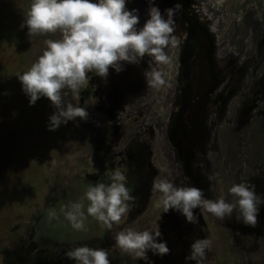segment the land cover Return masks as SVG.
<instances>
[{"label": "rangeland", "instance_id": "374dc122", "mask_svg": "<svg viewBox=\"0 0 264 264\" xmlns=\"http://www.w3.org/2000/svg\"><path fill=\"white\" fill-rule=\"evenodd\" d=\"M28 4L29 0H0V264H76L65 253L80 246L107 250L110 264H148L122 252L115 244V235L126 228L161 232L168 214L174 212L165 214L155 207L152 183L157 177L165 178L162 174L167 163L152 161L158 172L149 183L151 188L148 192L131 190L136 199L130 202V211L121 223L114 224L111 230L92 217L86 221V231L70 227L60 212L61 206L77 201L89 183H110V175L117 167L111 169L99 158L93 160L85 139L77 138V125L96 122L91 115L87 121L77 118L49 131L48 118L55 111L50 102L41 97L29 105V98L17 79V74L26 71L39 55L36 37H29L27 28H21ZM208 10L215 19L223 52L229 58H239L236 65L240 71L247 69L244 80L246 75L248 82L239 95L244 92L253 106L243 119L238 118V123L235 115L240 111L234 105L240 98L226 105L218 127L216 150L206 149L204 153L214 168L208 177L210 185L207 184L205 197L215 200L223 196L231 202L229 188L248 183L255 185L256 193L264 199V64L258 72L251 70V74L249 66L243 67L255 45L252 29L257 27L255 33H261L256 24L262 26L264 0H225L218 9L208 5ZM165 67H162L164 72ZM165 77L170 79L169 75ZM66 99L78 106L74 94L68 92ZM224 118H233V124L226 123ZM214 134L208 127L207 147ZM257 164L262 169L255 168ZM128 180L127 177L126 185ZM143 183V179H137L133 185L141 187ZM50 209H55L58 218L49 219ZM200 215L205 223L204 238L212 241V246L206 249L209 259L206 262L247 264L248 240L242 235L237 243L235 234L246 235L250 231L237 220L240 231L235 232L231 218L237 219L238 213L234 211L223 220L203 210ZM171 238L170 234L160 237L169 249ZM262 257L264 252L255 254L259 261ZM168 258L148 253L150 264H169Z\"/></svg>", "mask_w": 264, "mask_h": 264}, {"label": "flooded vegetation", "instance_id": "af4514ba", "mask_svg": "<svg viewBox=\"0 0 264 264\" xmlns=\"http://www.w3.org/2000/svg\"><path fill=\"white\" fill-rule=\"evenodd\" d=\"M203 1L205 0H154V6L162 13L177 3L182 6L174 17L175 35L182 38V43L175 49H166L173 59V65L165 67L166 75L170 77H165L166 86L160 89L147 86L143 73L148 68L150 58L144 57L138 65L122 64L124 70L120 73L109 69L106 79L89 73L88 83L77 97L78 106L84 107L91 119L96 120L77 125V138L80 136V139H85L93 160L99 158L111 169L117 167L124 173L128 172L126 186L130 190L148 192L151 188L149 183L157 177L158 172L152 161H165L167 170L162 174L163 177L176 186L198 187L205 196L208 192L207 184L210 185L208 177L212 175L214 168L206 160L204 153L206 149L216 150L218 127L222 124L226 105L236 97L240 98L239 103L234 105L235 110L238 108L240 111L235 115L238 123L248 113L249 107L253 106L250 97L244 92L239 95V91L246 88L245 83L248 82L246 75L244 80L247 69L240 71L236 65L239 58H229L223 52L222 44L218 42L220 33L217 25L216 31L209 30V23L215 21L213 16L212 21L205 18L202 22L192 8L194 3ZM148 7V0H127L129 10H138V27H142L148 18ZM261 24L262 26L256 24L261 33H255L258 32L257 27L252 29L255 45L243 65L245 68L250 67V74L251 70L259 71L258 68L264 64V13ZM54 37L55 35L36 36L35 45L39 55L44 49V40ZM162 67L160 66L161 69ZM257 90L256 93L259 92ZM98 114L102 116L97 117ZM239 117L242 118L238 119ZM232 119L227 118L225 122L233 124ZM191 123L195 132L188 138L187 132L192 130ZM207 126L212 133L215 132L208 147ZM255 168L262 169L259 164ZM137 179L144 180L141 187L133 185ZM169 211L174 213L161 226V233L172 237L170 254L167 255L168 263L196 264L195 261H187L185 257L189 255L193 240L205 237L202 230L205 223L200 215L202 210H194L197 217L194 224L187 223L180 213ZM257 219L255 227L248 226L249 233L235 234L237 243L243 236L248 240L245 246L247 264H264V257L260 261L255 259V254L264 252V204L260 205ZM231 220L235 225V232L240 231L237 219ZM206 261H209L207 251L202 264H207Z\"/></svg>", "mask_w": 264, "mask_h": 264}, {"label": "clouds", "instance_id": "9594fccd", "mask_svg": "<svg viewBox=\"0 0 264 264\" xmlns=\"http://www.w3.org/2000/svg\"><path fill=\"white\" fill-rule=\"evenodd\" d=\"M225 0H207L194 3L193 10L202 20L212 21L208 5L218 9ZM147 19L142 27L137 9L129 10L127 0H29L23 14L21 28H27L29 37L55 35L45 39L44 49L23 73L17 74L23 93L34 105L41 97L55 109L48 118V130L55 131L62 124L87 121L89 113L84 107L74 105L66 97L68 92L79 96L88 83V74L106 79L109 69L120 73L122 64L138 65L144 57L150 58L143 73L147 86L160 89L166 86V73L160 66H172L173 59L166 49H175L182 38L175 35L174 17L182 9L177 3L162 13L154 0H148ZM209 30L216 31V22L209 23ZM68 90L67 92L65 90ZM127 177L120 169L110 175V183H89L83 195L75 202L61 206L60 212L76 231H86L88 217L103 228L111 230L120 224L130 211L136 197L126 186ZM232 201L221 196L206 199L202 189L195 186H176L166 178L157 177L152 183L156 195L155 207L166 214L169 210L180 213L187 223H196L195 209L210 213L223 220L238 213L243 225L255 227L260 205L264 204L255 191V185L233 184L229 188ZM49 219L58 218L55 209L48 210ZM161 232L137 231L126 228L115 235L116 246L124 253L148 260V253L156 256L170 254L167 243L160 239ZM212 246L210 239H195L190 244L187 261L202 264L206 249ZM65 256L76 264H110L108 251L103 248L80 246L70 249Z\"/></svg>", "mask_w": 264, "mask_h": 264}, {"label": "water", "instance_id": "95a60500", "mask_svg": "<svg viewBox=\"0 0 264 264\" xmlns=\"http://www.w3.org/2000/svg\"><path fill=\"white\" fill-rule=\"evenodd\" d=\"M200 83L198 82V84L197 85H199ZM191 126H192V130H191V132H187V137L188 138H190V137H192V134L195 132V127L193 126V124L191 123ZM190 133H191V135H190ZM185 146V145H184ZM173 213H169L168 214V217H170L171 215H172Z\"/></svg>", "mask_w": 264, "mask_h": 264}]
</instances>
